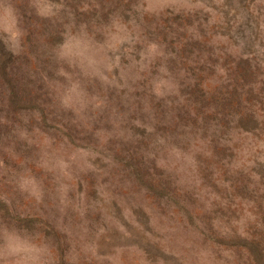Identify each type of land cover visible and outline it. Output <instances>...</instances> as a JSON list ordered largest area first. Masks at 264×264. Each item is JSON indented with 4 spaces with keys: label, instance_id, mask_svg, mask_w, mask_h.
<instances>
[{
    "label": "rangeland",
    "instance_id": "374dc122",
    "mask_svg": "<svg viewBox=\"0 0 264 264\" xmlns=\"http://www.w3.org/2000/svg\"><path fill=\"white\" fill-rule=\"evenodd\" d=\"M0 264H264V0H0Z\"/></svg>",
    "mask_w": 264,
    "mask_h": 264
}]
</instances>
